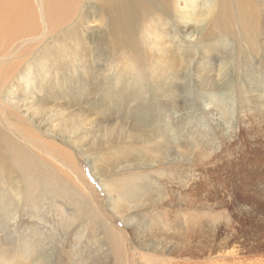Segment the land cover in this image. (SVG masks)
Here are the masks:
<instances>
[{
	"label": "rangeland",
	"instance_id": "374dc122",
	"mask_svg": "<svg viewBox=\"0 0 264 264\" xmlns=\"http://www.w3.org/2000/svg\"><path fill=\"white\" fill-rule=\"evenodd\" d=\"M256 1L264 15V0ZM39 21L40 25L37 24L38 28L31 38L16 39L0 46V90L5 75L17 66L16 61L21 63L37 55L40 42L44 43V40L39 38L44 36L48 38L49 26L46 23L42 24L41 18ZM176 23L177 21L173 20V24H170L173 31ZM92 25L94 24H88V26ZM88 29L84 30L88 35L97 32L93 27ZM98 35H101V30L98 31ZM206 44L210 48L208 56L201 53L205 48L202 41L189 40L186 55L180 57L181 60L184 59L185 65H179L172 59L162 60L157 50H154L156 45L153 43L152 48L149 44L153 54L149 59L144 60L148 75L146 78L142 76L141 79L138 76L133 78L136 82H142V95H146L147 100L153 98V112L163 110L171 124H183L186 136L190 138L196 133L200 135L203 146L195 149L201 163L181 164L172 159H165L163 162L153 161L152 171L146 170L150 167H140L138 170H146V174H153L155 194L161 189L169 191L171 186L172 189L177 190L178 186L175 182L178 180L188 182L189 189L198 188L201 194L206 195L207 199L204 198L203 202L207 208L202 209L203 213L199 210L197 212V209L194 213L209 220L211 218V221L216 220L219 225L222 223L220 227L218 226L221 230L220 235L228 236L229 232L225 229L224 222L231 221L234 227L245 226L249 222V218L246 217L236 219V212L240 208L252 209L254 205L253 209H258L257 219L264 223V18L258 24L257 31L251 30L248 36L238 29L232 35L215 32L211 41ZM105 55L102 60L97 61L98 66L104 69L101 76L102 85H99L98 76L92 78L88 74L80 73L79 75L83 77V81L77 85L80 93L69 94L70 90H67V86L71 87V84H68L64 95L58 93L55 95L48 91L43 95L33 90L20 94V99L28 100L30 111H26V108L16 111L6 100L0 98V141H5L8 136L9 140L21 139L26 146L22 151L21 166L8 165L9 170L14 173L12 186L18 185L17 190L23 191L18 221L22 226L18 224L17 230L24 238L29 236L42 242L37 245L39 250L42 249L38 250V256L31 257L18 251H14L12 257H9L7 249L14 245L0 243V264H200L205 262L214 264L218 262L221 257H215L216 254L190 257L174 253L171 249L174 242H163L164 244L155 246L150 240L147 244L145 240L151 237L141 242L137 233L140 226L137 229L129 219H124L114 211L109 197L105 194L104 186L91 169L90 155L84 154L77 144L70 140V134H74V131L80 128L82 135L91 136L97 129L96 118L99 109L98 106L96 107V102L99 97L115 94L112 90L117 83L110 86L105 82L107 76L118 70L121 64L110 58H104ZM171 61L173 64L168 67ZM200 63L203 66H200ZM125 69L131 71V67ZM152 72L153 77H151ZM127 79L126 76L120 79L124 84L120 87V91L129 89L130 82ZM34 82L33 79L30 80V83ZM169 84L172 93L168 91ZM56 85L57 89H60L61 81ZM121 95L125 93L121 91ZM168 99L175 101L179 110L171 105ZM126 117L120 114L119 122L126 121ZM156 118L157 116L153 114V119ZM107 121L111 124L109 117ZM51 144H58L73 155L90 183L89 186L93 187L94 203L93 199L86 202L77 199L72 193V187L65 185V179L54 167L56 161L52 159ZM185 146L188 147L189 155L194 152L195 149H191L189 145ZM92 154L97 158L100 153ZM47 155L51 157V161ZM101 164L105 165L102 162ZM127 172L120 167L113 175L122 176ZM173 173H176V177L180 176L179 179L174 180ZM0 175L2 176L0 189H4L2 184L7 185L10 181L6 177L7 174L0 173ZM170 176L172 177L169 178ZM32 190L40 195L39 199L34 201L35 196L28 194H32ZM219 191L224 194L234 193L236 199L227 201L229 206L219 207L216 198L213 197V193ZM24 192L26 200L23 197ZM259 197L261 198L258 199ZM166 199L167 197L164 198ZM159 207L158 202L153 203V210H161ZM155 218L153 214V221L149 219L153 223V240L162 239L164 236L160 230H154L158 227ZM106 226L113 228L112 231L118 234L115 233L116 235L113 236H116L115 241L119 246L116 247L114 239L112 240L113 236L109 237ZM1 232L0 227V234ZM49 235L53 236L52 239L48 238ZM239 235L232 239L233 243L231 242L227 250L239 249L238 246L243 240L241 234ZM144 244L146 245L143 246ZM1 250L7 252L3 254ZM14 256L20 258L15 259ZM251 262L252 258H249L244 264Z\"/></svg>",
	"mask_w": 264,
	"mask_h": 264
},
{
	"label": "bare ground",
	"instance_id": "6f19581e",
	"mask_svg": "<svg viewBox=\"0 0 264 264\" xmlns=\"http://www.w3.org/2000/svg\"><path fill=\"white\" fill-rule=\"evenodd\" d=\"M73 10L76 11L73 12ZM40 18L42 24L46 23L49 26L48 38H44L45 36L39 38L44 40V43L40 42L41 45L38 43L37 55L21 63L16 61L19 64L17 63V66L5 75L0 98L6 100L16 111L25 108L26 111H30L28 100L20 99V94L33 90L43 95L45 91L64 95L68 84H71V87L67 86V90H70L69 94L80 93L78 91L80 88L77 87L83 81L80 73L88 74L92 78L98 76L99 85H102L101 76L104 69L98 66L97 61L102 60L104 54H106L104 58L118 61L121 64L120 68L110 73L105 82L110 86L117 83L112 90L115 94L99 97L96 102V107L98 106L99 109L96 118L97 129L90 137L82 135L81 128L74 131V134H70V140L76 143L84 154L90 155L91 169L104 186L103 189L114 211L124 219H129L137 229L140 226L137 233L141 242L148 237L151 239L145 240L147 244L151 240L155 246L164 244L163 242H174V246L170 248L174 253L182 256L203 257L216 254L215 257H221V260L214 264H244L249 258H252L251 264H264V223L257 219L258 209H253L254 205L252 209L240 208L236 212V219L246 217L249 218L250 223L247 222L245 226L243 225L244 227L237 226L239 227L237 228L232 226L234 223L232 224L231 221L224 222L229 234L221 236L218 226L220 227L222 223L219 225L216 220L211 221V218L209 220L194 213L196 209L197 212L199 210L203 213L202 209L207 208L203 202L206 195L201 194L198 188L189 189L188 182L178 180L175 182L178 186L177 190L172 189L171 186L169 191L161 189L156 194L153 193V174L145 172L153 170V161L163 162L165 159H172L181 164L184 162L200 164L201 161L198 160L200 156L195 148L203 144L198 133L190 138L186 136L183 124H171L163 110L153 112V98L147 100L146 95L141 93L142 82L133 80L136 76L141 79V76L146 78L148 75L144 60L149 59L153 54L149 44L152 48L153 43L156 45L154 50H157L162 60L172 59L179 65H185L184 59L181 60L180 57L186 55L189 40L202 41L205 48L201 53L208 56L210 48L206 43L211 41L215 32L232 35L238 29L248 36L251 30L257 31L258 24L264 18L257 1L0 0V46L16 39L34 36L36 28L40 25ZM75 20L78 21L74 22ZM173 20L177 21L174 31L170 27ZM70 23L73 25L70 26ZM88 24L94 25L88 26ZM89 27H93L97 31L96 34L88 35L84 31L89 30ZM100 30L101 35H98ZM172 61L168 63V67H171ZM200 64L203 66L202 63ZM127 67H131L130 72L125 69ZM129 74H131L130 77ZM124 76L130 82L129 89H121L126 96L121 95L120 91V87L124 86L120 79ZM32 79L34 83H30ZM59 81H61V87L57 89L56 83L59 84ZM168 91L172 93L170 84ZM168 102L179 110L175 101L168 99ZM120 114L126 115L127 120L119 122ZM153 114L157 116L156 119H153ZM108 117L111 124L107 121ZM165 121L168 122L164 125ZM185 145L195 149L194 152L189 155L188 147L186 148ZM25 147L21 139L9 140L7 136L5 141H0L2 164L0 173L7 174L6 177L10 181L7 185L2 184L4 189H0V227L3 234H0V243L14 245V247L10 245L12 248H6L9 257H12L14 251L26 253L30 257L38 256V252L42 250H39L37 246L42 244L40 240L29 236L24 238L17 230L20 224L18 222L19 208L23 202L21 195L23 191L17 190L18 185L12 186L11 180L14 173L9 170L8 165L21 166L20 159ZM51 148L52 159L56 161L54 167L65 179V185L72 187V193L77 196V199H83V202L93 199L94 203L93 187L89 186L90 183L73 155L58 144H51ZM93 152L100 154L96 158ZM47 156L51 161V157ZM101 162L105 165L102 166ZM120 167L128 172L122 176H114L113 174ZM140 167L150 168L138 170ZM173 175L174 180L180 177H176V173ZM0 180H2L1 175ZM28 194L35 196L30 200L35 201L40 198L35 190H32V194ZM165 197H167L166 200H164ZM213 197L216 198L219 207L229 206V202L236 199L234 193L224 194L220 191L213 193ZM154 202H158L161 209L158 210L162 212L153 210ZM153 214L158 226L154 230H160L164 236L162 239L153 240V223L149 221V219L153 221ZM112 229L106 226L109 237L117 234ZM239 234L243 239L238 246L239 249L227 250L232 239L240 236ZM51 237L53 236H48L49 239ZM115 238L116 236H113L112 240L114 239L117 247L119 244ZM1 252L6 253L2 250ZM17 258L20 257L15 259Z\"/></svg>",
	"mask_w": 264,
	"mask_h": 264
}]
</instances>
